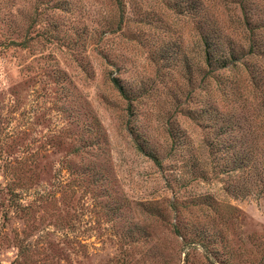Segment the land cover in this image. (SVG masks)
<instances>
[{
    "label": "rangeland",
    "instance_id": "1",
    "mask_svg": "<svg viewBox=\"0 0 264 264\" xmlns=\"http://www.w3.org/2000/svg\"><path fill=\"white\" fill-rule=\"evenodd\" d=\"M0 264H264V0H0Z\"/></svg>",
    "mask_w": 264,
    "mask_h": 264
},
{
    "label": "trees",
    "instance_id": "2",
    "mask_svg": "<svg viewBox=\"0 0 264 264\" xmlns=\"http://www.w3.org/2000/svg\"><path fill=\"white\" fill-rule=\"evenodd\" d=\"M243 4V3H242ZM241 4V5H242ZM195 2L191 1L190 2V7L193 10L192 14H191V18L193 21H195L198 17V12L196 11L195 8ZM191 12V10H190ZM244 25L248 24V17H244ZM205 28H204V37L202 39L203 42V46H204V63L205 66L207 67V69L210 70V72H212V67H215L217 69L215 70H220V69H224L228 64L230 63H234L236 56L238 55L239 51H243L242 49L239 50L240 48H235L231 43H229V41L227 39H225V37L222 35L221 32V27L218 23H207L205 22ZM250 48H253L252 46H250ZM239 50V51H238ZM249 52H251V49H249ZM111 84L113 86V88L117 91V93L120 95L121 98H123L124 100H129L127 91L123 88V86L120 84V81L117 78H111ZM216 115V114H215ZM214 115H210V113H208L207 118H210ZM219 121V120H218ZM217 122V121H216ZM225 123H220V127H218V129H220V138L222 137V134L224 133L223 129L226 127H230V125H226L224 128L221 125H224ZM216 125V124H215ZM231 128V127H230ZM180 137L175 135L172 137V142L171 145L173 147H177L179 146V144L181 143ZM220 144V147L222 145L221 141L220 143H216V147L217 145ZM138 148L140 151L143 152V147L141 146V144H137ZM211 146L214 147V145L211 144ZM231 146H226L225 147V151L227 153H229L228 155V160H231ZM221 152V151H220ZM245 155H239L236 154L235 159H239V157L244 158L243 160H247L248 162L251 160V158L253 157L252 155L250 156V151H248L246 149ZM152 157L154 158V156L152 155Z\"/></svg>",
    "mask_w": 264,
    "mask_h": 264
}]
</instances>
